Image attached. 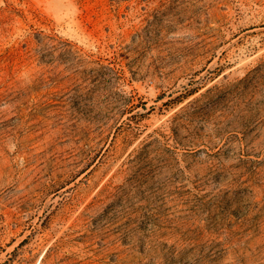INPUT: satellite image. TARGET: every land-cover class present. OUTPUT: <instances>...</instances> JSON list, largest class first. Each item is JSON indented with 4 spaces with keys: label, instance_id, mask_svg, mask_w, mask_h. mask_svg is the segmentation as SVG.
Wrapping results in <instances>:
<instances>
[{
    "label": "rangeland",
    "instance_id": "obj_1",
    "mask_svg": "<svg viewBox=\"0 0 264 264\" xmlns=\"http://www.w3.org/2000/svg\"><path fill=\"white\" fill-rule=\"evenodd\" d=\"M0 264H264V0H0Z\"/></svg>",
    "mask_w": 264,
    "mask_h": 264
}]
</instances>
